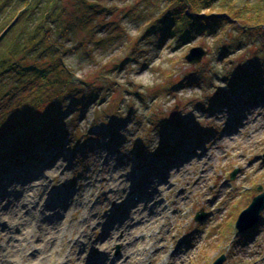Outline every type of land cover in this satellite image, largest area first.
Segmentation results:
<instances>
[{
    "label": "rangeland",
    "instance_id": "obj_1",
    "mask_svg": "<svg viewBox=\"0 0 264 264\" xmlns=\"http://www.w3.org/2000/svg\"><path fill=\"white\" fill-rule=\"evenodd\" d=\"M226 1L241 11V18L264 14V0ZM166 2L0 0V32L7 27L9 42L38 43L32 46L36 51L2 52L0 60L41 56L48 32L53 43L57 40L54 46L66 47L62 59L70 71L62 85L68 98L57 100L54 109L57 123L23 133L19 139L24 142L13 140L22 147L18 150L1 142L0 201L11 208V190L28 180V185L75 199L84 194L87 205L96 204L91 210L99 219L111 212L124 217L128 209L117 212L126 203L124 197L118 200L124 191L132 201L138 191L154 194L161 184L158 195L168 211L159 219L158 240L164 238L165 249L157 245L156 252L147 245L141 264H212L220 256L223 264H264V209L251 229L238 233L235 227L253 197L264 191V28L231 23L216 36L195 35L187 41L145 35L147 23ZM218 5L226 8L223 2ZM198 46L206 55L189 63L185 56ZM247 73L261 77L254 92L236 84ZM20 103L0 101V116L16 117L21 113L17 105L27 108ZM9 130L1 125L0 139ZM55 167L60 169L52 173ZM115 174L123 179L122 188L133 184L134 191L108 197L113 187L107 183ZM175 204L183 210L178 216L173 215ZM86 207H73L67 221L81 219ZM202 212L205 217L197 220ZM102 232L95 225L88 230L81 254H97L91 242ZM71 235H60L63 245ZM60 248L55 258L63 255ZM178 249L181 257L172 256ZM107 250L117 260L124 244L113 242ZM78 253L74 248V261L63 264H76ZM28 255L36 258L32 251ZM138 259L131 264H140Z\"/></svg>",
    "mask_w": 264,
    "mask_h": 264
},
{
    "label": "bare ground",
    "instance_id": "obj_2",
    "mask_svg": "<svg viewBox=\"0 0 264 264\" xmlns=\"http://www.w3.org/2000/svg\"><path fill=\"white\" fill-rule=\"evenodd\" d=\"M59 169L55 167L52 173ZM113 179L111 176L107 183L108 186L113 187L111 188L112 193L108 197L117 196V193L114 191L130 190L129 193L134 191L131 190L134 187L133 184H129V189H126V186L122 188L123 179H120V176L117 174L113 176ZM27 182L28 180H25L23 183L20 182L19 187H16L17 193H15L17 190H11V193L15 196L10 204L13 205L11 208L2 205V201H0V264L69 263L70 261H74L71 256L74 248L80 251L77 255L78 258L75 260L76 264H82L83 261L87 264H131L135 258H139L138 260L141 264L142 257L146 256L147 245L156 252L159 249H165L164 238L160 237L158 240V235H160V230L163 227L159 219L162 218L168 208L165 201L162 202L158 195L163 192L160 189L161 184H159V189L154 194L147 191L143 193L138 191L137 193L139 194H136L132 201H130L126 191H124L126 195L122 194L118 200L120 201L121 197H124L126 203L120 204L122 207H118L117 212L119 213L121 210L128 209L126 215L122 217L115 212H111L104 218L99 219L92 214L93 209L91 210V207L96 204L94 203L92 206L87 205V197H84V194L75 199L74 194L61 195L59 193L60 190L47 191V187L45 186L39 185L34 187L26 184ZM40 191H43V193L39 197H34L31 194L32 192L35 194V192ZM46 195L48 196L47 199H49L47 203L44 201L47 197ZM2 197H4V194ZM6 199L8 200V196ZM181 199L187 201L186 195L181 194ZM115 200V198L112 200V205ZM75 206H87L84 215L81 219L67 221L69 211ZM174 209V216L183 213L182 208L178 204H175ZM104 219L105 222L102 224ZM93 225L102 228L103 236L96 242H91L97 248V254L92 251L89 256H84V254H81L84 250L81 241H85L86 243L88 230ZM17 230L20 231L19 234L13 232ZM68 231L72 232L71 239L63 245L60 241V235ZM7 237L10 241L9 244L7 243ZM16 240L20 241L16 244L11 242ZM116 241L124 244V252L120 254L117 260V256L113 257L111 253L107 252L109 245ZM157 245H160L159 249ZM60 246V250L63 249L62 252L64 253L60 257L55 258L54 254ZM28 251H32L36 258L31 259ZM167 254L169 253L167 252ZM181 254L182 251H179V249L172 252V256L181 257ZM166 263L169 264L168 261L164 262V264Z\"/></svg>",
    "mask_w": 264,
    "mask_h": 264
},
{
    "label": "trees",
    "instance_id": "obj_3",
    "mask_svg": "<svg viewBox=\"0 0 264 264\" xmlns=\"http://www.w3.org/2000/svg\"><path fill=\"white\" fill-rule=\"evenodd\" d=\"M219 2H223L226 8L219 7ZM60 22H65V18L61 17ZM47 23L44 24L45 27H47ZM231 23L241 24L251 29L259 25L264 28V14L241 18V11L234 9L226 0H167L161 14L147 23L145 35L153 34L158 40L177 37L181 41H187L195 35L216 36L226 24ZM4 30L0 32V53H10L18 49L24 52L37 50V47H32L37 45V42L30 45L23 41L9 42V36H6ZM46 34L49 39L42 46L41 53H44L41 56L31 58L10 57L7 61L0 60V94H2L0 101H5V103H9L8 105L18 101V104L22 102L20 104L27 107H24L23 110L20 105H17V110L21 113L19 115L14 114L16 116L14 118L12 116L5 119L0 116V126L8 125L11 128L1 136L0 144L4 140L12 146L11 148H14L13 151L22 148L14 144L13 140L22 137L23 133L29 130H38L50 122L56 124L54 109L57 100L68 98L63 96L64 89L62 87L66 84L65 74L69 76L68 73H70L62 59L63 49L65 51L67 49L63 44H59L63 46L58 44L54 46L57 40L54 39L55 42L53 43L51 34L48 32ZM60 35L57 33L58 38ZM256 71L259 72L260 69ZM261 72L263 71L261 70ZM3 75H7L8 82H5ZM258 76L259 74L256 75V73L251 75L247 73L238 79L236 84L240 87L245 86L254 92L256 91L255 86L261 81V77ZM26 93H28V97L25 96ZM28 108L30 111H25ZM2 114L0 107V115ZM19 140L24 142L22 138ZM32 144H28L26 148H30Z\"/></svg>",
    "mask_w": 264,
    "mask_h": 264
},
{
    "label": "water",
    "instance_id": "obj_4",
    "mask_svg": "<svg viewBox=\"0 0 264 264\" xmlns=\"http://www.w3.org/2000/svg\"><path fill=\"white\" fill-rule=\"evenodd\" d=\"M204 55H206V51L202 46H198L192 48L189 51V53L185 56V58L189 63H197L202 59ZM237 172L238 170H234L231 173L230 177L234 179ZM258 189L262 190V186H259ZM263 209H264V191L254 196L249 206L245 210H243L239 215L235 225L238 233L247 231L252 227H254L258 223L260 214ZM204 217L205 214L203 212L202 214L199 213L196 214L197 220H202ZM224 260L225 257L220 256L212 264H223Z\"/></svg>",
    "mask_w": 264,
    "mask_h": 264
}]
</instances>
